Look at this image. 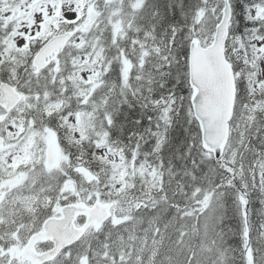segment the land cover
<instances>
[{
  "label": "snow or ice",
  "instance_id": "6c2138e0",
  "mask_svg": "<svg viewBox=\"0 0 264 264\" xmlns=\"http://www.w3.org/2000/svg\"><path fill=\"white\" fill-rule=\"evenodd\" d=\"M0 264H264V0H0Z\"/></svg>",
  "mask_w": 264,
  "mask_h": 264
}]
</instances>
